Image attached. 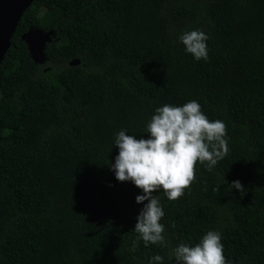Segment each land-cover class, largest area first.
<instances>
[{
    "label": "trees",
    "instance_id": "trees-1",
    "mask_svg": "<svg viewBox=\"0 0 264 264\" xmlns=\"http://www.w3.org/2000/svg\"><path fill=\"white\" fill-rule=\"evenodd\" d=\"M192 29L207 60L178 41ZM191 100L228 153L177 200L153 193L165 242L133 250L141 190L115 179V134L147 138L157 107ZM209 230L227 264H264V0H35L0 67V264H175Z\"/></svg>",
    "mask_w": 264,
    "mask_h": 264
},
{
    "label": "clouds",
    "instance_id": "clouds-1",
    "mask_svg": "<svg viewBox=\"0 0 264 264\" xmlns=\"http://www.w3.org/2000/svg\"><path fill=\"white\" fill-rule=\"evenodd\" d=\"M209 36L202 30L182 32L178 41L187 54L199 61L208 58ZM147 138L128 134L122 129L115 134L114 147L118 155L110 168L119 182H131L141 190L136 203L143 205L132 243L135 250L139 241L145 246L165 242V216L161 199L153 195L163 192L169 201L184 195V190L195 179L197 163H207L211 171L228 153L226 125L222 120H209L196 100L176 106L164 104L157 107L146 125ZM231 188L243 190L239 180ZM222 234L209 230L195 245L181 242L171 251L175 264H227L223 254ZM149 264H164L157 254Z\"/></svg>",
    "mask_w": 264,
    "mask_h": 264
},
{
    "label": "water",
    "instance_id": "water-1",
    "mask_svg": "<svg viewBox=\"0 0 264 264\" xmlns=\"http://www.w3.org/2000/svg\"><path fill=\"white\" fill-rule=\"evenodd\" d=\"M34 2L35 0H0V67L11 47V41L19 23ZM30 34L24 36V40L28 43L35 61L38 62L35 51L30 43ZM44 49L45 45L40 51L37 50L42 58H44Z\"/></svg>",
    "mask_w": 264,
    "mask_h": 264
},
{
    "label": "rangeland",
    "instance_id": "rangeland-1",
    "mask_svg": "<svg viewBox=\"0 0 264 264\" xmlns=\"http://www.w3.org/2000/svg\"><path fill=\"white\" fill-rule=\"evenodd\" d=\"M30 33V43L35 51V56H37L38 62L42 61L43 58L38 51L49 42L50 35L36 30L31 31Z\"/></svg>",
    "mask_w": 264,
    "mask_h": 264
}]
</instances>
